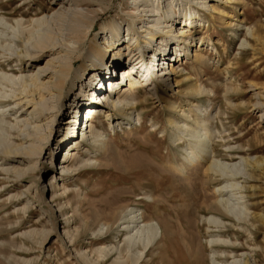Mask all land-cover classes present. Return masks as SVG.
Segmentation results:
<instances>
[{
	"label": "rangeland",
	"instance_id": "1",
	"mask_svg": "<svg viewBox=\"0 0 264 264\" xmlns=\"http://www.w3.org/2000/svg\"><path fill=\"white\" fill-rule=\"evenodd\" d=\"M143 1L148 4L150 0H102L99 4L80 3L77 9L89 17H95L96 26L90 39L96 44L104 42L105 34L108 35L112 27L119 28L118 34L127 38L126 29L133 19L138 30H143L151 23L152 28L159 27L162 25L159 21L168 19L166 10L179 18L182 12L188 13L197 9L202 28L192 29L189 38L180 44V48H187V52L183 50L179 56L172 53V59L168 62L164 60L165 70L162 69L158 74L166 72L164 78L167 79L157 83L155 90L148 89L152 84L145 87L141 86L138 80H132L133 87L138 89L137 96H140V101L137 102L139 105L124 112L112 110L108 112L109 115L99 111L94 118L95 120L100 117L99 122L97 120L94 123L95 127L88 133L89 140L82 143L83 147L78 152L79 158L74 160L90 159L79 167L80 175L67 172L56 180L54 186L53 181L50 182L53 175H59L58 165L55 166L54 163L60 162L64 151L74 145L72 142L59 152V144H56V141L65 134V125H61L63 128H60L59 133L54 130L51 132L47 144L41 150L42 163H35V173V164L27 162L26 159H14L9 163L0 158V264H191L193 257L201 252V249L197 252L195 246H192L194 251L189 247L190 242L193 243L194 240L188 239L197 232L192 228L193 225L189 228L187 226L193 224V221H197L200 226L199 237L196 235L198 240L208 248L206 239L210 238L207 236L209 233L217 234L219 238L227 237L228 242H233L235 248L230 256L234 254L237 263L243 264V261L248 259L249 264H258L253 258L255 252L260 254L259 257H264V222L261 221V217H264L262 169L245 165L244 170H247V173L242 171L237 175V185H241L239 193L243 196L242 201H246L243 207L245 209H242L248 213L247 217L239 222L232 215L234 211L227 210L231 223L229 224L228 220L224 222L230 230L225 232L209 228L210 232L207 233L202 225L206 216L195 212V215L190 212L192 219L189 214H186L187 217L177 216L178 209L184 213L188 211L189 206L193 207L187 200L189 194L185 195L188 185V177L186 179L185 175L189 171L186 169L187 173L183 171L185 175H178L172 170L171 165L174 163L170 161L173 158H176L177 162L185 160L184 147L187 146V141L178 144V141L176 142V138L182 136L180 132L184 130L183 123H187L195 131L201 127V119H206V129L201 132L207 131L205 133H209L212 139L208 142V153L210 144L214 143V154H221L218 158L227 162L244 164L240 159L247 155V147L252 149V152L246 157L264 156V117L260 116L264 111V105L261 104L264 103V41L250 36L249 33L257 25L264 29V0H229L227 3L210 1L214 2L217 8L212 13L205 7L198 9V0H166L164 7H161V4L144 5V8L153 10L145 13L147 16L135 8ZM29 3L31 9L39 7L35 0H29ZM67 4H63L64 8L68 7ZM16 6L15 3L8 4L3 11L10 12ZM139 12L143 15H139ZM1 16L0 14L3 21L14 22L15 17L11 19L9 15ZM24 19L27 21L28 17H21V21ZM25 20L23 25L28 26ZM181 24L182 22L175 27H180ZM2 28L0 24V29ZM36 28L38 30L31 32V37L25 28L26 32L22 30L18 37H15L18 46L16 50L12 49L13 52L4 46L6 42L0 38V72L13 76L12 80L16 82L7 80L0 73V150L3 147L1 143L8 144L9 147L19 146L18 138L24 133H32L35 128V123L28 122L30 119L26 122L35 100L21 106L31 95L27 92L29 87H26L24 92H19L25 85L24 82L27 84L29 81L28 75H31V71L26 66V60L21 64L17 59L21 57L17 52L23 53L24 47L30 48V41L36 37L35 34L46 27L41 24ZM141 35L144 36L145 32H142L140 37ZM245 37L249 39V44L245 42ZM149 44L155 48V42L148 43V46ZM142 45L147 47L145 42H142ZM212 45L217 47L218 53ZM197 52L202 53V56L198 57L204 64L198 65L195 62ZM150 53H146V57ZM159 58L158 67L161 66L162 56ZM44 62L43 60L40 65ZM171 65L174 71L169 73ZM77 66L78 64L74 67ZM114 68L119 70L117 66ZM35 71L36 68L33 72ZM76 87V92L81 95L83 84ZM104 87L106 89V85ZM224 88H228L227 95ZM99 93L95 91L93 96L97 99ZM111 94L112 99H116L117 94ZM157 94L162 96L161 99L157 98ZM24 95H27L26 99L20 98ZM17 102L18 104H15ZM71 116L72 108L64 106L57 113L56 121L61 124ZM48 120H42L41 123L44 124ZM82 128L84 127L79 130ZM46 129L45 127L44 131ZM76 133L78 137L74 127V136L79 142L80 133ZM97 137L109 143V155L106 160H94L98 154L94 146ZM192 139L196 142V138ZM227 142L232 143L229 148L222 145ZM26 144L27 141L22 143L23 146ZM48 152L58 156V160L53 164L49 163ZM2 155L1 153L0 156ZM158 155L162 156L161 159ZM18 156L23 158L19 153ZM141 156L146 165L144 172L134 175L131 170H120V164H135L129 160H137ZM126 160L128 161L125 162ZM103 161L108 165L102 166L100 162ZM146 161L151 163L147 165ZM28 166L32 168L29 169ZM4 167L8 169L4 170ZM17 169L23 170V174L17 176ZM219 173L216 177H220L219 185L223 186L226 184L223 180L224 173ZM65 177L67 180L63 179ZM33 181L36 182L38 190L44 186V195L39 201L33 196ZM46 188L50 189L48 193L45 192ZM223 189L227 190L229 187ZM212 190V185L208 186L207 194L211 195ZM52 196H57L58 199L53 202ZM185 196L187 199L184 202ZM211 197L209 196V199H212ZM115 208L121 212L120 218L115 223H107L109 220L104 218L107 211ZM130 208L142 211L145 220L151 218L160 226V235L158 231V237L145 249L138 244L140 242L136 243L134 248L128 249L125 234L118 231L122 227L119 225L123 221L122 215ZM94 210L96 213L99 210L97 217L93 215L95 213L92 214ZM186 248L193 257H189ZM209 253L207 249L203 253L204 256L206 254L205 260L199 263L210 264ZM97 258L99 260L95 261ZM231 261L232 257L228 259V263Z\"/></svg>",
	"mask_w": 264,
	"mask_h": 264
},
{
	"label": "bare ground",
	"instance_id": "2",
	"mask_svg": "<svg viewBox=\"0 0 264 264\" xmlns=\"http://www.w3.org/2000/svg\"><path fill=\"white\" fill-rule=\"evenodd\" d=\"M35 1L39 4V7L34 9H31L32 7H30L31 5L29 3V0H5L0 2V14L2 16L9 15L12 17L11 19L15 17L14 22L3 21L0 18V24L3 26V28L0 29V38H2V40L6 42L4 46L7 49H10V51H12V49L13 51L16 50L18 44L15 41V37H18V34L21 33L22 30L25 29L28 30L27 34H29V37H31L33 31L38 30L37 28L35 29V27L40 26L41 24H45L46 27L42 31L38 32V34H35L36 37H34L32 41H30L31 42L30 48L24 47V52L23 53L21 52L22 54L20 53V51L17 50L18 55L20 54L21 56L18 57L17 59L20 61L21 64L23 63V60H26L27 63L26 66H28L29 70L31 71L30 72L31 75H28L30 77V78L28 77L29 81L27 82V84L26 81L24 82L25 85L22 86L23 88L21 89L19 88L20 89L19 92L20 93L24 92L25 91L24 89L26 87H29V89L27 88L28 89L27 92L29 93V95H31V97L27 99H26L27 95L20 97L26 99L24 100V103L21 106L28 104L31 100H35L31 111L28 113L29 117L27 116L28 118H26V122L27 119H30V121H28L30 124L32 122L35 123L33 124L34 125L33 127L35 128L32 129L33 130L32 133H24L23 136L18 138L19 146L17 147H13V145L9 147L8 144L3 145V143H1L3 147L2 150H0V152L3 155L0 156V158H2L3 160H7V162L9 163L14 161V159L18 161L26 159L27 162L34 164L39 163L40 165V163H42L40 162L41 150L47 144L51 132L54 130L55 133H59L60 128H63L61 127V125H65V134L60 138H57L56 141V144H59V152L60 150L65 148V146L71 144L72 142L74 143V145L70 146L71 149L64 151V154L60 162L58 163H54L55 160H58V156H56L53 152H48L49 163L50 164L54 163L55 166L57 164L59 169V175L56 176L55 174L53 175L52 179H50V182L53 181L52 186H54L56 180L61 178L63 174H67V172L72 173L73 175H80L81 169L79 167L85 165V163H87L86 162L87 160H90V159H85V160L79 159L78 161H74L75 159L79 158L78 152L79 149L83 147L82 143H85L86 141L89 140L88 133H90L91 130L95 127L94 123L97 122V120L99 122L100 117H98L99 119L97 118L94 120L95 118L94 111L96 112L101 111L104 112L105 115H109L108 113L109 111L116 110L120 112L119 110H123L124 112L127 109H132L135 108L136 105H139L137 103L138 101H140L139 100L140 98H138L140 96H137L138 89L133 87L134 85L133 81L128 78L129 75L133 73V69L137 68V66L139 65L137 75H135V77H137V80L140 82L139 84L145 87L147 85L152 84V87H149L148 89L155 90V88H157L156 87L157 83H159L160 81H165V79H167L164 78L166 72L165 73L163 72V74L162 73L158 74V72H161L162 69L165 70L163 66L164 60H167L168 62L170 58L172 59V57H170L172 53L174 54V56L175 55L179 56L181 54L180 53L181 51L184 50L185 52H187V48H180V44L184 40H187V38H189L190 36L189 33L192 29L202 28L203 24H200L201 18L199 17V13L197 9H194L192 10V12H188V13H185L184 11L181 13V17L179 18L175 15L172 16V14L169 13L168 10H166L165 11L167 13L166 17L168 19L159 21V23L162 24L159 27L156 26L155 28H152V23H151L150 26H146L143 30H138V27L135 28L136 23L134 22L133 19L131 20L130 24L128 23L129 26H127L126 29L127 30L126 35H128L127 38H123L122 35L120 36L118 34L117 30L119 28L117 29V27H112V31H108L109 32L108 35L105 34L104 42H101V44L98 43L96 44L93 43L92 40L90 39L93 30L95 29L96 26V21L94 20L95 17L94 16L89 17L83 14L81 11L77 9V6L80 5V3L99 4L102 2V0H35ZM164 1L166 0H150L148 4H145V2L143 1L142 3L137 4L135 8L137 9L136 11H143V14L147 16V14L145 13L151 12L153 10L144 8V5L157 6L158 4H161V7H164ZM210 1H215L216 3H218V1L219 3H227L229 0H198L196 2V4L198 5L197 8L202 9V7L203 8L205 7L208 12L211 13L214 12L217 8L214 2L210 3ZM12 3L17 4V6L13 8L10 12H4L3 11L4 8L8 4L11 5ZM65 3H68L67 4L68 7L65 6L66 8H64L63 5ZM139 15H141L140 12ZM151 15L154 14L151 13ZM148 16H150V14H148ZM16 17H19V19ZM21 17L23 18L28 17L27 21L25 19L24 20L27 22L25 23L28 26L30 25L29 27L23 25L24 20L21 21ZM180 22H182L181 26L176 28L175 25L179 24ZM153 25L155 26V23H153ZM53 26L56 27L52 28ZM38 28H42V27H38ZM51 30H54L56 33L54 31L53 33ZM142 32H145V35L144 36L141 35L140 37V34ZM249 33L250 36H255V38H257L258 40L262 39L264 41V29L261 28L259 25L255 26ZM157 39L158 42L156 43ZM142 42H145L147 44V47L144 48ZM151 42H155V48H153V45L150 46V44L148 46V43ZM245 42L249 44V39L246 37H245ZM0 47H2V45H0ZM212 48L218 53L217 47L215 45H212ZM149 52L151 53L149 54V56L147 55L146 57V53ZM127 55H128L127 61H124L123 59L121 63L115 65L119 67L117 74L121 72V76H117V78L113 77V79L110 80L111 83L115 84V81L117 80L119 82H122V77H123L126 78L125 85H122V87L113 88L112 90V86L109 83L108 88L104 89L103 91H100L96 99V97L93 96V93H95V91L96 93L98 92L101 84L98 76L101 73L103 74L106 73L107 71L110 77L112 74V70L115 67L114 63H118V61L121 60L123 56H127ZM160 55L162 56L161 58L162 62H161V66L158 67V61L160 60L159 58ZM198 56H202V53L197 52L196 55L197 58L194 57L196 58L195 62L198 65L204 64L205 62L199 59ZM177 59L179 60L180 58ZM43 60L45 61L44 64L40 65ZM154 62L157 63L154 64ZM76 64H78V66L75 68L74 66ZM20 68L21 66H19V69ZM35 68L36 71L33 72ZM172 70L173 69L171 65L168 72L172 73ZM1 75H3V77L6 78L7 80H12L13 77L11 75L7 76V74L5 75V73L4 74L1 73ZM12 81L13 83H16L14 82L15 81L14 79ZM78 84L79 86H82L83 84V90L81 95L78 92H76L78 88L76 86H78ZM227 89L228 88H224L225 90L224 92L226 93V94L224 93L225 95H227L228 93ZM157 91L158 90L156 89V92ZM111 92L117 94L116 99H112L113 94H111ZM161 97L162 96H160V94H157L158 99H161ZM92 98L94 99L93 102H92ZM80 99H82L81 101L83 100L91 101L89 108L92 111H89L88 115L85 114V116L87 117L84 119V128L80 130V136H82V140H79L78 142V138H77L78 135L77 137L74 136V127L76 124V116L78 114H81L79 112L80 109L78 106L80 104L79 102ZM18 102L15 104H18ZM261 104L264 105V103ZM64 106H68L69 108H72V116L68 121H63V123L58 124V122L56 121L57 120L56 116L60 108ZM127 116L129 117V113ZM260 116L264 117V111L261 112ZM45 119H49V120L46 121L44 124L41 123V121ZM88 119L91 122H88ZM205 121L206 119L205 120L201 119V124H200L201 127L199 129H195V131L192 130L187 123H183L184 130L180 132L182 136L179 134L180 136L176 138L177 139L176 142L178 141L177 144L187 141L186 142L187 146L184 147L185 149L184 153L186 156L184 155L185 160L182 159L184 160V162L183 161L181 162L179 160L177 162L176 158L170 160L172 163H174L171 165L172 166L171 168L172 170L177 172L178 175L179 174L185 175L183 171L188 169L189 172L187 175H185V178L188 177V185L186 190L187 192L185 195L187 194L189 195L187 196L188 199L185 196L184 202L187 199L188 202H191V205L193 206V207L189 206L188 211L184 213H181L179 211L180 209H178L177 216L187 217L186 214H189L190 217L192 216L190 215V212H192L193 215L197 213L202 214L206 216L205 221L202 225L206 228L205 230H207V233L210 232L209 228H216L217 231L223 230L225 232H228L230 229H228L229 227L228 228L226 227V224L224 222V220L225 221L228 220L229 224L231 223V220L228 219L227 210L230 209L233 210L234 214L232 215H234L237 218V220H239V222L242 221L244 217H247L246 216L247 212L243 210L245 209L243 207H244V202L246 201H242L243 196L239 193L241 191L240 190L241 185H237L238 184L237 175L240 174L242 171H244L243 173H247V170H244L245 165L251 166L252 168L260 167L264 172V156L262 157L255 156L254 158L246 157L250 152H252V149L247 147L245 149L247 150L246 151L247 155H245V157L240 156L241 157L240 160H243L244 164L227 162L222 160L221 158H218V156H222L221 154H218L217 156L214 154L215 152L214 150L216 147L214 143L210 144V150H209L210 152L208 153V146H209L208 142L212 139L209 133H205L207 131L201 132L206 129ZM45 127L47 128L46 131H44ZM192 138L194 139L196 138V142H194ZM26 141L27 144L23 146L22 143ZM95 141L96 143H94V146L98 154L95 156L94 160L97 161L100 158L106 160L105 158H107L109 155V151H108L109 149L108 147H110L109 143L107 141H103L101 138L98 137L97 139L94 140V142ZM230 144L232 143L227 142L222 145L229 148ZM147 152H149V150ZM18 153L21 154L23 158L22 157L18 158L19 157ZM161 157L162 156H159L158 158L161 159ZM143 159L144 158H142V156L137 160L131 158L129 162L135 164L129 165L128 163H122L120 164L122 168L120 170H124V171L131 170V172L134 175L144 172L146 165L144 164ZM127 161L128 160H126L125 162ZM147 163H151V162L146 161V164ZM36 164L34 165V169H35L34 173L36 172V167H37ZM100 164H102V166L108 165L106 161L100 162ZM28 167L30 169L31 166ZM3 169L6 170L8 169V167L7 168L4 167ZM221 171L224 173L223 180L226 183L223 186L219 185L220 177L219 178L216 177V175H219L220 174L219 172ZM16 174L17 176L23 174V170L17 169ZM63 179L67 180V177ZM32 183H34L33 196L37 197V201H39L43 198L44 186H42L40 190H38L36 188L37 185L36 182L33 181ZM211 185L213 190L210 195V193L207 194V188L208 186ZM223 187H229V189L222 190ZM48 191H50V189L46 188L45 192L48 193ZM208 195L210 197L212 196L211 197L212 199H209ZM57 199H58L57 196L54 198L52 196L53 202H55ZM113 207L114 206H112V208ZM116 207L119 206L116 205ZM108 211L104 217L105 219L109 220L107 223L117 222V219L120 218L119 214L121 213L118 210V208L117 209L115 208L114 210L111 209L109 213ZM98 212L96 213L94 210L92 214L95 213L93 215H96L97 217V214H99ZM230 213L231 212H229V214ZM122 216H123L122 217L123 221L120 222L119 224L122 227L119 228L118 231L120 232L122 231L125 234L124 238H126V247L128 249L134 248L135 244L138 242H140L138 244H140V246H142V248L145 249L151 241L155 240L158 237V231L160 235L161 230L158 223L151 218H147L145 220L142 211L139 212V210L137 211L136 209L130 208ZM190 219L192 218L190 217ZM51 221L53 223V220ZM261 221L264 222V217H261ZM177 223L179 224V226L182 225L178 220ZM189 225L190 224L187 225L188 228L193 225L192 228H195V230L197 231L195 235H191L192 237L188 239V240L190 239L194 240L193 243H195L196 245H192L193 243L191 241L190 242L191 246L189 247L191 248L192 246H195V248L197 247L196 248L197 252L200 251L201 249V252H199L200 254H197L195 256L193 254L191 255L192 257L194 256L193 257L194 259L191 258L192 259L190 262L191 264H201L199 263V261L205 260L206 254L204 256L203 253L207 249L210 252L209 253L210 264H239L235 261L234 254L230 256V253L233 252L232 250L233 248H235V245L233 242H228L227 237L219 238L217 237V234L209 233L207 236H209L210 238L206 239V244L209 245L208 248L206 245L202 244L198 240L199 239L198 229L200 226L197 224V221H193V224H191L190 226ZM251 225H253V223H251ZM181 229L184 230L183 228ZM247 230L250 234H252V231H250L248 228ZM188 231L189 230H187V232ZM185 245L183 244V246ZM192 249L190 250L194 251V249L193 250ZM186 252H188V249ZM187 254L189 255V257H191L190 256L191 253L188 252ZM259 255L260 254L257 252L254 253L253 256V258H255L254 261H256L258 264H264V257H259ZM230 257L233 258V261H231V263H228V259ZM96 260L99 259L97 258L95 259V261ZM243 262H244L243 264H249L248 259H245Z\"/></svg>",
	"mask_w": 264,
	"mask_h": 264
}]
</instances>
